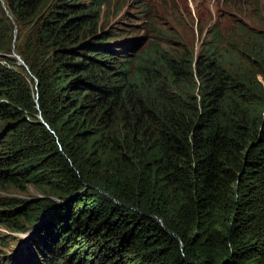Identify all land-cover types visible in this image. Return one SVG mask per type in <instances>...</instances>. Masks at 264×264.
I'll return each mask as SVG.
<instances>
[{"label": "trees", "instance_id": "obj_1", "mask_svg": "<svg viewBox=\"0 0 264 264\" xmlns=\"http://www.w3.org/2000/svg\"><path fill=\"white\" fill-rule=\"evenodd\" d=\"M120 1L0 0V264H264V32L146 47Z\"/></svg>", "mask_w": 264, "mask_h": 264}, {"label": "rangeland", "instance_id": "obj_2", "mask_svg": "<svg viewBox=\"0 0 264 264\" xmlns=\"http://www.w3.org/2000/svg\"><path fill=\"white\" fill-rule=\"evenodd\" d=\"M120 4V10L113 7L114 2L103 5L100 12L103 25L137 30L146 47L152 44L170 50L187 45L197 51L215 23L225 36L237 41L245 36L240 35V28L253 34L264 32V0H121ZM8 192L27 198L44 195L58 203L46 185L29 184L22 192L10 187ZM0 232L7 231L0 228ZM32 232L30 229L14 235L25 244ZM14 247L11 242L10 249ZM3 250L4 247H0V251Z\"/></svg>", "mask_w": 264, "mask_h": 264}, {"label": "water", "instance_id": "obj_3", "mask_svg": "<svg viewBox=\"0 0 264 264\" xmlns=\"http://www.w3.org/2000/svg\"><path fill=\"white\" fill-rule=\"evenodd\" d=\"M17 56V59L20 61V62H22V60H21V58L18 56V55H16ZM23 63V62H22Z\"/></svg>", "mask_w": 264, "mask_h": 264}]
</instances>
